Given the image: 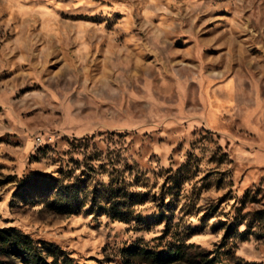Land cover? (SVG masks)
Returning a JSON list of instances; mask_svg holds the SVG:
<instances>
[{
	"label": "rangeland",
	"instance_id": "374dc122",
	"mask_svg": "<svg viewBox=\"0 0 264 264\" xmlns=\"http://www.w3.org/2000/svg\"><path fill=\"white\" fill-rule=\"evenodd\" d=\"M0 229L264 264V0H0Z\"/></svg>",
	"mask_w": 264,
	"mask_h": 264
},
{
	"label": "trees",
	"instance_id": "16d2710c",
	"mask_svg": "<svg viewBox=\"0 0 264 264\" xmlns=\"http://www.w3.org/2000/svg\"><path fill=\"white\" fill-rule=\"evenodd\" d=\"M32 241L26 233H21L15 229H0V246H5L9 252L18 254L19 256L27 259V264H51L46 257H43L39 252L33 253ZM46 248L54 256V260L57 262V253L63 252L62 249H57L53 245H46ZM146 254L151 256L156 263L163 264L164 262H170L171 253H156L152 251H146ZM61 264H72V257L66 255Z\"/></svg>",
	"mask_w": 264,
	"mask_h": 264
}]
</instances>
